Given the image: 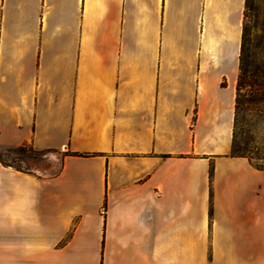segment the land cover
<instances>
[{"label":"crops","instance_id":"0c3cea01","mask_svg":"<svg viewBox=\"0 0 264 264\" xmlns=\"http://www.w3.org/2000/svg\"><path fill=\"white\" fill-rule=\"evenodd\" d=\"M245 0H0V264H264V169L230 155Z\"/></svg>","mask_w":264,"mask_h":264},{"label":"rangeland","instance_id":"374dc122","mask_svg":"<svg viewBox=\"0 0 264 264\" xmlns=\"http://www.w3.org/2000/svg\"><path fill=\"white\" fill-rule=\"evenodd\" d=\"M252 10L246 18L250 33L251 59L256 64L264 62V0H251ZM253 63V64H254ZM255 85L241 89L242 102L237 112L236 141L247 142V146L264 165V89L259 91ZM0 159L22 169L36 173H52L58 168V160L52 151L37 152L33 149L17 150L10 147L0 148Z\"/></svg>","mask_w":264,"mask_h":264},{"label":"trees","instance_id":"16d2710c","mask_svg":"<svg viewBox=\"0 0 264 264\" xmlns=\"http://www.w3.org/2000/svg\"><path fill=\"white\" fill-rule=\"evenodd\" d=\"M251 10H252L251 0H245L244 10H243L241 41H240L239 56H238V75L236 82L234 121H233V133H232L230 155L244 156L256 168L264 169V165H258L257 162L253 161L258 159V157L254 156L252 151H250V149L247 146V142L243 141L240 144L236 141V125H237L236 116L239 106L242 102V99L239 97L241 89L246 85H255L256 87L259 88L258 89L259 91L264 89V62H260V63L257 62L255 64L254 61H252L251 59V50H250L251 39H250L249 28L246 23V18L250 15ZM25 148L32 150L31 147H27L25 145L16 147L14 149L23 150ZM37 152H41V151H37ZM0 162L4 165H10L17 169H22L21 167L5 163L1 159Z\"/></svg>","mask_w":264,"mask_h":264}]
</instances>
